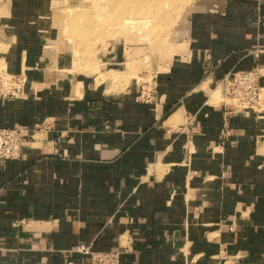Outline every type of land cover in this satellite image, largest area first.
<instances>
[{
    "label": "crops",
    "instance_id": "1",
    "mask_svg": "<svg viewBox=\"0 0 264 264\" xmlns=\"http://www.w3.org/2000/svg\"><path fill=\"white\" fill-rule=\"evenodd\" d=\"M62 1L0 0V76L23 78L0 128L24 134L0 161V264H89L81 245L120 264H264V71L258 112L222 88L264 67V0L200 2L150 81L124 44L81 70Z\"/></svg>",
    "mask_w": 264,
    "mask_h": 264
},
{
    "label": "rangeland",
    "instance_id": "2",
    "mask_svg": "<svg viewBox=\"0 0 264 264\" xmlns=\"http://www.w3.org/2000/svg\"><path fill=\"white\" fill-rule=\"evenodd\" d=\"M202 1L63 0L55 18L81 70L92 69L112 46L124 44L127 70L138 81H150L177 28Z\"/></svg>",
    "mask_w": 264,
    "mask_h": 264
},
{
    "label": "built area",
    "instance_id": "3",
    "mask_svg": "<svg viewBox=\"0 0 264 264\" xmlns=\"http://www.w3.org/2000/svg\"><path fill=\"white\" fill-rule=\"evenodd\" d=\"M264 67L251 70H240L227 76L222 81L224 96L233 100L234 106L246 114L250 111L258 112L263 105L260 79ZM23 78L19 76H0V93H10V85L14 94L22 86ZM4 93V94H3ZM0 94V95H1ZM143 100L151 99V92L142 91ZM24 134L20 128H0V161L16 160L22 154ZM78 250L89 256V264H120L121 252L118 250L95 251L90 246L81 245Z\"/></svg>",
    "mask_w": 264,
    "mask_h": 264
}]
</instances>
